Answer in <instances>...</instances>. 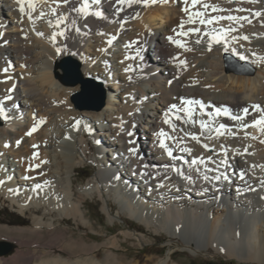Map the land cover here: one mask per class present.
<instances>
[{
    "label": "bare ground",
    "instance_id": "1",
    "mask_svg": "<svg viewBox=\"0 0 264 264\" xmlns=\"http://www.w3.org/2000/svg\"><path fill=\"white\" fill-rule=\"evenodd\" d=\"M82 4L0 0V199L30 215L0 225V238L43 248L0 264H141L118 255L117 237L103 251L61 227L92 229L91 197L110 217L105 195L188 251L264 264V124L253 126L264 119V0H88L86 14ZM229 54L253 72H228ZM65 57L106 84L101 109L73 106L79 84L58 78ZM83 161L96 171L75 186Z\"/></svg>",
    "mask_w": 264,
    "mask_h": 264
},
{
    "label": "rangeland",
    "instance_id": "2",
    "mask_svg": "<svg viewBox=\"0 0 264 264\" xmlns=\"http://www.w3.org/2000/svg\"><path fill=\"white\" fill-rule=\"evenodd\" d=\"M173 48L174 47H171V54H169V56L171 55V59L175 56L172 60H177L178 55H176V53H172L175 52V49L174 51L172 50ZM65 59H67V57L62 58L56 64L57 68L59 69L58 78L62 83L63 81L60 77L63 76V71L59 64H61ZM223 63L228 72L243 74H251L253 72V67L250 64L240 61L231 54L224 57ZM81 77L84 80L92 79L95 83L101 84L106 99L109 91L107 87H105L106 84L104 82L97 81L92 77H83L82 75ZM81 91V85L79 84V90L71 96V102L73 106L80 110H91L90 108H92V103L79 97ZM89 142L92 154H97L100 145L98 146L95 142L90 140ZM139 150L142 151V148L138 145V151ZM95 171L96 167L92 162L83 161V164L77 167L75 174L72 176L75 181L74 185L77 186L85 183L95 174ZM105 199L112 205L110 217L101 209L102 201L97 197L87 198L85 201L87 215L90 222L93 224L92 229L81 226L77 227L73 219L67 220L66 223L64 222L61 224V227H66L68 230L73 231L75 238L84 240L88 245H100L103 251L106 249L104 244L109 240V238L117 237L119 243L122 246L118 248L116 252L118 255H120V257H123L127 263H132L133 261L139 260L141 264H152L153 261L165 258L167 252L171 250L173 252L172 259L170 261L172 264H248L244 262H238L235 259H225L215 252L195 251L194 253L188 251L184 249V246L178 239L169 238L167 234L163 232L156 234L153 231L148 230L145 226L122 213L112 198L108 199L105 195ZM29 219V213L22 215L16 210H13L7 200L3 198L0 199V225H8L10 227L28 226L30 225ZM54 220L56 223L61 221L60 217H55ZM124 232L131 233V237L125 236ZM15 237L17 239H22V237L25 236ZM49 239V236L45 235L44 237L39 238V243L43 244ZM7 241L9 243L13 242L16 245V248L13 252L4 256H0L6 259H10L12 256H14L18 249L23 251L43 249L41 246H34V244L19 245L17 241H12L11 239L7 238H0V242ZM31 241H34V238H31ZM52 250H57V247H54Z\"/></svg>",
    "mask_w": 264,
    "mask_h": 264
},
{
    "label": "water",
    "instance_id": "3",
    "mask_svg": "<svg viewBox=\"0 0 264 264\" xmlns=\"http://www.w3.org/2000/svg\"><path fill=\"white\" fill-rule=\"evenodd\" d=\"M60 68L63 71V76L60 77L65 84H80L81 93L79 97L83 100L92 103V108L90 109H101L104 105L105 94L102 90L101 84L95 83L92 79L84 80L80 74V65L78 62L74 61L72 58L67 57L61 64ZM15 245L9 242H0V256L7 255L13 252Z\"/></svg>",
    "mask_w": 264,
    "mask_h": 264
},
{
    "label": "snow or ice",
    "instance_id": "4",
    "mask_svg": "<svg viewBox=\"0 0 264 264\" xmlns=\"http://www.w3.org/2000/svg\"><path fill=\"white\" fill-rule=\"evenodd\" d=\"M65 2H67V0H65ZM99 2H100V0H92V3H99ZM119 2L120 3H125V2L131 3L132 0H119ZM153 2H155V0H153ZM162 2H166V0H162ZM185 2H187V0H185ZM198 2H199V0H193V3L194 4L195 3H198ZM145 3H147V0H145ZM87 6H88V0H83L82 6L79 9H77V11L86 14V11L85 10H86ZM29 7L31 8L32 7V4H29ZM204 7L207 8V7H209V5L205 4ZM213 10L215 11V10H218V9H216L215 7H213ZM20 11L23 13V11H24L23 7H21ZM185 11H187V9H185ZM94 15L97 16V17H100L101 16V13L100 12H96V13H94ZM197 15H199V13H197ZM256 15H259V13H256ZM227 19L231 20V19H233V17H227ZM189 20H191V17H189ZM212 22L213 21H211V20L208 21V23H212ZM201 23H204V21H201ZM171 39L172 38L169 37V40L170 41H171ZM197 42H199V41H197ZM109 43H111V41H109ZM241 59H243V57H241ZM195 103H199V101H196ZM247 111H248V109H244V112L245 113H247ZM236 119H240V117H236ZM258 124H264V119L255 121L253 126L258 125ZM221 127H223V125H221ZM34 131H36V126H34L33 129L30 132L27 133V135H31L32 132H34ZM193 139H196V137H193ZM160 146L161 147H164L163 142H161ZM168 155L171 156V153L169 152ZM193 163H195V161H193ZM241 178H243L242 175H241ZM205 179H208V177H205Z\"/></svg>",
    "mask_w": 264,
    "mask_h": 264
}]
</instances>
